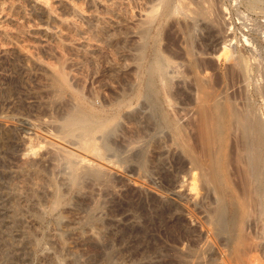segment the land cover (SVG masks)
<instances>
[{
	"label": "rangeland",
	"instance_id": "374dc122",
	"mask_svg": "<svg viewBox=\"0 0 264 264\" xmlns=\"http://www.w3.org/2000/svg\"><path fill=\"white\" fill-rule=\"evenodd\" d=\"M173 1L0 0V264H264L257 216L246 230L257 260L212 229L217 194L189 153L203 157L196 82L240 105L264 84V0H213L215 22ZM16 45L26 52H4ZM157 52L169 86L149 80ZM81 106L111 119L96 150L64 132ZM73 164L98 176L76 183Z\"/></svg>",
	"mask_w": 264,
	"mask_h": 264
},
{
	"label": "bare ground",
	"instance_id": "6f19581e",
	"mask_svg": "<svg viewBox=\"0 0 264 264\" xmlns=\"http://www.w3.org/2000/svg\"><path fill=\"white\" fill-rule=\"evenodd\" d=\"M172 1H170V4L169 2H167L168 4H166L163 3L162 0L164 9L166 8L165 4L169 5L168 7H170ZM189 2L190 4H193L196 7L195 9H190V8H189L190 10L188 9L189 12L192 10L191 12L195 15V18L194 17L192 18L196 20L205 19L204 21L209 20L210 22L211 21L215 22L214 20L215 2L213 0H198V1L191 0ZM173 7L171 6L170 8ZM170 8H168V11H170V13L169 12L168 13L169 15L170 14L172 15V13L174 12L171 11ZM153 19H155L154 15L152 16L151 21ZM197 21L201 22L200 20ZM209 21L208 24L210 23ZM196 23L194 22L195 25ZM24 51L22 50L21 47H19V45L4 49L5 53L21 52L22 54H24L26 52ZM26 54L28 55V53ZM189 54L191 53L189 52ZM157 55L158 52L156 53V57L155 56L153 57L156 58L155 61L153 60L154 65L151 64L152 62L149 64V66L151 65L153 67H149V68L146 67V69H148L147 70L148 72L151 70V68L153 71L151 70L152 72L151 71L150 72L151 73L154 72V74H152L154 76H152L151 73L149 74V77L151 76L149 80H152L151 81L152 85H153V80L157 82L156 78L158 79L161 78V80L163 79L165 80L167 74L165 70L166 61L163 60L161 55L158 56ZM142 56L143 58L146 57L144 56V53L142 54ZM235 61H236L235 66L238 68V70L241 73H246L248 68L246 58L240 55L239 57L236 58ZM194 62H198V60ZM143 63L144 62H142V64ZM142 64H140V66ZM168 64H170V62ZM190 67H192V65ZM193 67H194L193 71L194 70L197 71L198 69L196 68L199 67L198 63L197 64L194 63ZM57 74L55 76L56 78L54 79L55 80L54 89L58 93V95L61 96L63 90L66 88L68 84L66 81V77L63 73L61 75L60 74L57 75ZM166 80H168V78ZM166 80L165 83L167 86H169L168 84L171 82H168L167 84ZM196 84L199 87L198 90H200V92L199 91L198 92L201 94V95L199 94L200 102L198 104L197 110L200 121L198 129H199L201 142L200 141L199 142L201 143L200 148L202 149L203 157L201 159L196 157L194 155L195 153L193 152L194 153L193 154L191 150H189L191 148L189 147L186 148L190 151L189 152L191 154L190 157H192V161L194 165L202 170V179L206 188L209 187L210 190H212L213 192H215V194H217L219 207L217 206L218 210L216 209L217 211L215 214H214L215 210L213 212L214 224H212L213 225L212 229H214V225H215L217 230L216 231L214 229L215 232L226 235L225 239L228 241L229 244L233 246V249L235 250V251L233 250L235 255H238L237 259L238 257L240 259H243L244 257H247L249 259L248 256H252L253 253H251L252 251L249 252L248 248L249 247L251 248L250 245H253L256 242L251 243V239H250L251 236L248 235L249 232L247 233L246 231L247 227H249L250 221L253 216H255L254 218H256V216L258 217L255 220H257L259 224L261 222L264 224V118H263V114L260 112L261 110L259 111V109L257 108V100L261 98L264 101V84H261L260 86L258 85L256 89L251 91L245 87L247 90L242 93V95L244 96L243 105H240L241 103L238 104L235 100L233 101L232 100L233 98L231 99L229 97L230 94L228 95L221 93L218 90H212L214 89V86H211L210 84H204V83L198 84V82H196ZM250 85L251 84H248V87ZM155 87H156L155 90L157 91L160 90L157 89V86ZM138 91L140 93V89ZM170 92L172 93V91ZM170 92H168V94ZM227 93L229 92L227 91ZM157 95L159 94L157 93ZM135 96L136 95H134L133 97ZM131 98L129 100L127 99L126 102L128 101L131 102ZM133 99L134 98H132V100ZM124 100L125 99H123L122 101L124 102ZM81 104L83 106V103ZM123 104H125V102ZM82 106L78 107L80 108L78 110L71 111L70 116L64 122L63 129L66 136L68 137L70 135L72 136L75 135V133L77 135L78 131L79 132L82 131L80 135L82 134L83 135L79 137L82 139L84 137L83 141L82 142L80 141L82 144L81 146L85 149L96 150L97 148L95 147V135L97 132L105 131L111 119L102 112L98 113L95 110L89 108L88 106H87L88 108H84ZM119 106H121V104ZM123 106L124 105H122V107ZM114 117L115 116H113V118ZM172 127L175 128L176 130L175 133L178 132L180 135L182 134L181 132L183 131V128L180 127L177 123ZM234 138H236V140H234L235 145L232 144L233 142L230 144V142ZM230 146H231L230 149L231 152L229 153ZM234 154H236V156ZM230 164L231 166L234 167L235 174L240 178L239 181L240 183L236 185L233 182L231 183L233 179L231 180V172L229 169ZM73 166L75 167L76 165L73 164ZM94 172L96 173V176H98L97 174L98 172L94 171V169L82 170L81 168L76 166V168H74L73 177L76 183L77 182L80 183L79 181L84 176L87 177L88 173L95 175ZM81 181H83V179ZM60 192L61 191L56 189L57 199L56 202H54L55 205H57L58 202L61 200ZM228 205H229V211L227 212L225 211V207ZM226 209L228 210V207ZM214 230H212L213 233ZM254 248L256 250V246ZM252 249L253 248H251V250ZM255 258L256 256L250 257L251 261Z\"/></svg>",
	"mask_w": 264,
	"mask_h": 264
}]
</instances>
